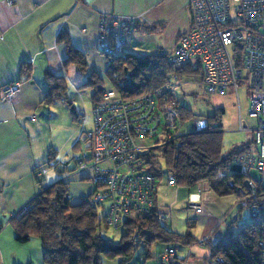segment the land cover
Returning <instances> with one entry per match:
<instances>
[{
    "label": "built area",
    "instance_id": "1",
    "mask_svg": "<svg viewBox=\"0 0 264 264\" xmlns=\"http://www.w3.org/2000/svg\"><path fill=\"white\" fill-rule=\"evenodd\" d=\"M6 2L10 4L12 0ZM187 2L189 29L179 36L172 50L159 48L156 54L164 56L172 68L198 62L202 72L200 83L209 94H224L230 89L238 100L240 80L248 79L247 113L256 118V125L246 128L239 124V129H249L254 143L234 160L230 171L244 176L241 184L234 185L241 206L253 215L264 214V203L253 201L256 186L263 185L261 178L264 175V0ZM140 17L142 14H103L97 24L98 51L122 54ZM237 56L241 57V67L236 64ZM184 83L173 74L170 82L149 94L132 98L121 97L112 88L103 89L100 98L92 104V130L82 131L85 142L88 141L85 152L70 157L65 165L60 162L62 159L43 164L35 170L36 179L43 182L51 170L57 173L64 170L66 176L62 179L69 177L71 172L87 177L93 184L91 200L105 207L106 222L113 229L122 226L126 218L151 213H156L165 223L164 213L154 206L156 177L145 170L139 154L155 146L179 142L184 132L178 104L170 103L168 95ZM20 85L18 81L3 86L2 97L15 95ZM76 115L83 125L86 111L81 109ZM193 126L195 131L207 130V119H196ZM251 169L259 172L261 177L253 178ZM166 173L167 185L176 186L173 174ZM223 175V171L218 173V176ZM204 192L197 185L188 195L187 208L195 215L204 210ZM259 246L264 252V241ZM175 252L173 248L166 250L160 255V261L170 262Z\"/></svg>",
    "mask_w": 264,
    "mask_h": 264
},
{
    "label": "crops",
    "instance_id": "2",
    "mask_svg": "<svg viewBox=\"0 0 264 264\" xmlns=\"http://www.w3.org/2000/svg\"><path fill=\"white\" fill-rule=\"evenodd\" d=\"M107 13L142 14L125 48L138 55L156 54L159 48L172 50L179 36L190 27L187 0H12L10 4L0 0V264H33L42 259V251L38 256L35 248L40 247V242H35L36 238L25 243L16 242L9 221L42 188L66 176L56 172L57 178L50 181L49 171L43 182L36 179L35 170L48 163L50 154L53 160H66L72 152L76 155L74 149L79 146L84 131V124L81 125L76 114L84 109L87 115V109L85 101L76 102L68 89L72 86V94H81L79 90L86 78L83 73L106 70V56L98 51L97 24ZM63 31L70 45L82 53L86 72L72 64L63 66L66 45L57 40ZM23 63L30 66L29 74L21 72ZM47 71L64 78L71 105L61 99L51 103L44 101ZM18 81L21 83L19 92L3 98L2 87ZM89 88L86 93L93 101V88ZM65 180L72 202L93 189L90 179L76 172H71ZM198 185L205 190L204 196L206 193L209 201L214 200L211 192L215 196L231 195L229 191L221 193L220 189H211L207 181H200ZM187 190L188 193L194 191ZM154 206L159 210L155 191ZM200 215L191 218L196 240L210 236V241L215 242L231 229L229 226L221 228L223 222L219 223L214 211L207 209L205 212L204 209ZM198 217L204 222L200 237L196 233ZM32 239H35L34 244L27 248ZM206 243L202 246L194 243L185 250L177 245L174 264H208L206 258L210 248ZM155 247L157 257L167 248L162 244H155ZM13 251L18 254L7 257Z\"/></svg>",
    "mask_w": 264,
    "mask_h": 264
},
{
    "label": "trees",
    "instance_id": "3",
    "mask_svg": "<svg viewBox=\"0 0 264 264\" xmlns=\"http://www.w3.org/2000/svg\"><path fill=\"white\" fill-rule=\"evenodd\" d=\"M57 40L64 41L66 45L63 66L72 64L81 72H86L82 53L70 45L65 31L59 34ZM105 56V76L111 85L110 88L124 98L149 94L170 82L173 74L180 78L188 75L201 78L202 75L198 62L172 68L165 57L159 54L138 55L124 51L120 55ZM236 64L238 67L242 66L240 56H237ZM21 72L29 74L30 66L23 63ZM102 80L96 72L90 71L81 84V87L93 88V102L100 98L104 89ZM45 81L46 103L61 99L71 105L66 92L67 85L61 75L47 71ZM169 102L176 103L172 97ZM178 110L182 123L193 116L188 107L178 105ZM218 112L219 110H216L213 115L207 117V130L192 129L182 134L178 143L169 142L140 153L145 170L156 178L161 177L164 172H171L176 185L189 190H195L200 181H207L213 190L220 189L221 193L235 192L234 185L241 184L244 176L231 172L230 166L232 168L234 160L252 148L254 141L252 139L251 142L241 143L228 152H223L221 110L219 114ZM51 161L53 158L50 154L48 162ZM60 162L65 165L67 159ZM220 171L224 172L223 176H218ZM64 172L62 170V173ZM230 182H233V185ZM67 185V180L61 178L42 188L39 194L9 221L16 242L25 243L31 238L40 242L43 249L42 261L45 264H100L102 257L115 258L117 255L122 256V264L133 257L141 243L144 246L145 258L152 256L151 248L154 244L165 245L167 248L158 254V264H174L176 252L168 263L161 262L160 255L168 249L173 248L176 251L177 245H192L197 241L192 234V219L188 223L187 231L177 233L168 230L157 214L151 213L123 220L124 233L119 241L115 242L104 234L109 227L105 218V207L92 202L91 192L77 202H72L71 196L67 197ZM256 193L253 201L264 203V186L257 185ZM236 197L239 202V197ZM99 207L102 211L98 210ZM209 238L210 236L202 240L203 244L207 241L206 245L210 248V254L206 258L208 264H264V252L259 246V243L264 241V214H255L253 219L236 232L227 229L215 242H211Z\"/></svg>",
    "mask_w": 264,
    "mask_h": 264
},
{
    "label": "rangeland",
    "instance_id": "4",
    "mask_svg": "<svg viewBox=\"0 0 264 264\" xmlns=\"http://www.w3.org/2000/svg\"><path fill=\"white\" fill-rule=\"evenodd\" d=\"M102 54V53H101ZM97 73L100 77H102L101 85L105 88H110L111 85L105 76V71L103 69H97ZM87 75V73H83ZM245 75V72H244ZM185 83L175 88L168 96L169 98L172 97L173 101H175L178 105H182L188 107L192 110L193 116L191 119L186 120L182 126L181 130L184 133H187L193 129V121L199 118H206L208 116L213 115L216 110H221L220 113V122H221V149L223 152H228L236 145H240L241 143L251 142L253 139V133L247 130L239 129V124L245 125L246 128H254L256 125V118L250 117L247 113L248 108V99H247V85L248 79L245 77L244 79L240 80L239 88H238V100L234 92L230 89H226L224 94H209L205 91L204 87L200 83L199 76H183L180 78ZM89 87H81L79 91L81 94H72L74 89L69 87L68 94L71 97H74L76 102L82 103V100L85 101L84 106L87 109V120L84 123V131H90L93 128V121H92V104L90 96L88 95ZM82 99V100H81ZM171 103V102H170ZM219 112L217 114H219ZM238 112L240 114H238ZM85 133L82 134L81 142L78 147L74 149V154L79 155L85 152L86 145L88 143L85 142ZM252 145V144H251ZM253 147V146H252ZM71 154V155H70ZM68 154L72 157L73 152ZM66 159H68V157ZM162 161V160H161ZM232 164V162H231ZM250 175L255 178L259 179L261 177L260 173L254 169L250 170ZM57 178V173L54 170H51L49 173V180L52 181L53 179ZM262 184L264 185V175L261 178ZM231 195L228 196H218L214 195L212 192L210 194L211 198L216 200H208L205 193V200L203 202V207L205 212L207 209L214 211L215 215L219 217L220 222H223L221 228H225V226H229L234 232L238 229L246 225L251 219H253L254 215L249 211L248 208L242 207L241 204L238 202L237 197L238 194L236 192L230 193ZM188 190L186 187L182 186H169L167 185V173L161 177L156 178L155 182V197L156 202L158 203L159 211L164 213L165 216V227L168 230H172L177 233H184L187 231L188 223L192 217L201 216L195 215L193 210L187 208V201H188ZM239 199V198H238ZM241 206V207H240ZM99 211H102V208H98ZM204 211V210H203ZM236 218V220H235ZM204 228V222L200 217H198V225L196 226V233L197 235H201ZM192 229V228H191ZM194 229V228H193ZM192 229V230H193ZM212 231V230H211ZM210 231V233H211ZM124 233V228L120 226L118 229H113L112 227H108L104 232L105 236L110 237L113 241L118 242L121 235ZM200 237V236H199ZM31 241L27 246V248H31L34 244V240ZM202 238H197V243L199 246ZM39 242V241H35ZM158 244V243H156ZM17 246H23L18 244ZM39 246V245H37ZM190 245H180L178 248L185 250L186 247ZM157 247V246H156ZM155 244L151 248V257L145 258L144 257V246L141 243L137 249L135 250L133 257L124 262L122 264H157L158 257L156 251ZM37 248V255H41V245ZM207 248V247H205ZM18 254L17 252L13 251L9 253L7 257H13L14 255ZM42 257V256H41ZM121 255H117L115 258H107L102 257L100 264H120ZM8 259V258H7ZM10 259V258H9ZM12 259V258H11ZM146 260V261H145ZM27 264V263H26ZM33 264H45L42 259L35 260Z\"/></svg>",
    "mask_w": 264,
    "mask_h": 264
},
{
    "label": "water",
    "instance_id": "5",
    "mask_svg": "<svg viewBox=\"0 0 264 264\" xmlns=\"http://www.w3.org/2000/svg\"><path fill=\"white\" fill-rule=\"evenodd\" d=\"M232 168H233V166H232Z\"/></svg>",
    "mask_w": 264,
    "mask_h": 264
}]
</instances>
